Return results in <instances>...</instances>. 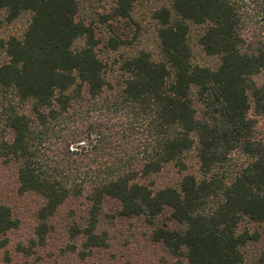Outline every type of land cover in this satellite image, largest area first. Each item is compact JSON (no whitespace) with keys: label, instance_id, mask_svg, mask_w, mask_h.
I'll list each match as a JSON object with an SVG mask.
<instances>
[{"label":"trees","instance_id":"obj_1","mask_svg":"<svg viewBox=\"0 0 264 264\" xmlns=\"http://www.w3.org/2000/svg\"><path fill=\"white\" fill-rule=\"evenodd\" d=\"M140 1L115 0L111 14L131 17ZM146 1L155 5L157 58L136 50L111 82L93 29L76 20L78 0H0V25L31 13L21 38L0 39V163L15 172L19 194L42 200L39 244L60 208L80 200L84 215L67 225L69 238L106 246L98 228L113 200L118 216L146 223L173 264H264L260 234L240 228L243 219L264 222V141L255 135L264 114V0ZM193 29L216 68L192 62ZM191 151L197 176L186 171ZM236 153L245 161L231 172ZM168 166L179 181L156 186ZM165 211L174 226L160 224ZM16 227L0 204V248Z\"/></svg>","mask_w":264,"mask_h":264},{"label":"rangeland","instance_id":"obj_2","mask_svg":"<svg viewBox=\"0 0 264 264\" xmlns=\"http://www.w3.org/2000/svg\"><path fill=\"white\" fill-rule=\"evenodd\" d=\"M114 1L78 0L76 13V20L93 29L95 39L99 41L95 51L106 65L107 77L111 82L120 76L121 61L136 50H147L155 58L158 54L155 25L149 17L155 5L142 0L135 5L131 17L117 18L111 14ZM30 18V12H22L11 22L3 19L0 39L6 40L11 36L21 38ZM198 32V29H193L191 36L192 62L216 68L217 58L206 56L197 45ZM112 38H118L122 43L112 49L109 44ZM80 45V40L75 43L76 47ZM0 61H7L1 50ZM255 120V135L264 141V114L255 116ZM233 158L228 167L231 172L245 161V157L238 153ZM185 162L186 171L197 176L198 163L193 151L186 155ZM180 177L175 167L168 166L153 180L156 186L176 185ZM41 203L42 200L35 194H19L15 172L0 163V204L8 206L17 220V227L6 234V244L0 248V264H173L167 250L149 238L150 228L146 223L142 219L118 216L119 204L113 200L104 202L98 228L107 237L106 246L85 249L79 238H69L67 225L74 220L80 221L84 215L83 202L80 200H69L60 208L51 220L53 229L44 243L39 244L34 228L37 223L36 212ZM159 222L174 226L169 211L160 216ZM240 228H247L250 232L257 230L260 234L257 246H264V222L253 223L243 219ZM72 246L76 247L75 250ZM19 247H31V252L26 255Z\"/></svg>","mask_w":264,"mask_h":264}]
</instances>
